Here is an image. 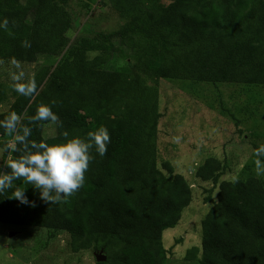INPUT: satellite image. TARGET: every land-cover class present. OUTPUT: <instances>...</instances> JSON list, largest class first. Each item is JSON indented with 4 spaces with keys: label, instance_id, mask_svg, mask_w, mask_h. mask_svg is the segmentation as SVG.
Here are the masks:
<instances>
[{
    "label": "trees",
    "instance_id": "16d2710c",
    "mask_svg": "<svg viewBox=\"0 0 264 264\" xmlns=\"http://www.w3.org/2000/svg\"><path fill=\"white\" fill-rule=\"evenodd\" d=\"M110 0L126 20L116 31L98 32L78 41L56 65L41 66L32 79V97L15 94L10 108L19 116L17 130L31 129L29 140L49 144L86 138L107 127L111 142L100 157L90 151L83 187L54 204L22 180L0 195V223L65 231L73 252L103 251L97 264H165L164 232L176 227L193 200V190L171 162L158 166L160 80L264 85V0ZM70 0H0V59L36 63L59 57L69 43ZM28 41L30 47L22 46ZM134 58L119 67L120 56ZM49 105L59 117L30 122L37 107ZM15 135V134H14ZM0 128V139L6 138ZM6 146V145H5ZM19 147V145H17ZM6 161L19 153L4 151ZM225 162L208 158L197 177L218 186L217 200L202 221L201 249L186 259L201 264H264V181L251 176L221 180ZM10 169L2 167V175ZM16 188L35 207L8 197Z\"/></svg>",
    "mask_w": 264,
    "mask_h": 264
},
{
    "label": "rangeland",
    "instance_id": "374dc122",
    "mask_svg": "<svg viewBox=\"0 0 264 264\" xmlns=\"http://www.w3.org/2000/svg\"><path fill=\"white\" fill-rule=\"evenodd\" d=\"M67 7L72 19L68 45L59 57L41 58L36 63L20 61L27 78L32 79L45 64H58L70 55L78 41L98 32L116 31L126 22L110 0H70ZM133 63L134 58L124 55L117 65ZM12 71L10 60L0 59V113L7 111L15 100ZM159 89L164 115L159 126L158 166L163 170L164 162H171L175 172L183 174L193 190L192 203L184 210L179 224L164 232L163 243L169 251L165 264H201L200 252L195 260L186 256L192 248L201 249L202 221L213 206L206 199L211 195L216 201L219 188L212 181L197 177V169L208 158L215 157L228 166L220 181L257 177L253 152L264 143V85L164 78ZM56 131V123L51 122L44 135L51 137ZM12 139L13 136L0 139V176L6 161L4 148ZM258 178L264 181V176ZM96 252L99 251L73 252L70 235L65 231L0 223V264H97Z\"/></svg>",
    "mask_w": 264,
    "mask_h": 264
},
{
    "label": "clouds",
    "instance_id": "9594fccd",
    "mask_svg": "<svg viewBox=\"0 0 264 264\" xmlns=\"http://www.w3.org/2000/svg\"><path fill=\"white\" fill-rule=\"evenodd\" d=\"M8 25L7 18L0 21V29L8 31ZM22 46L28 48L31 45L28 41H23ZM10 64L14 69L10 73L13 91L24 97H32L37 91L35 80L27 78L20 61L12 58ZM36 121L57 123L59 117L49 105L41 104L30 122ZM18 122L19 116L16 112H11L4 120H0V128L5 130L6 135L13 136L4 151L19 153L15 158L10 156L5 161V167L10 169V173L0 176V195L12 186L13 181L22 180L38 190L39 199L46 204H54L62 198L70 197L84 185L85 173L91 159L90 151L94 148L100 157H104L111 142L109 131L103 125L89 131L86 138L79 136L69 138V133L65 131L62 143L49 144L43 140L37 142L29 140L31 136L29 127H23L22 134L18 133ZM253 155L256 157L254 160L256 176H264V143L259 144ZM25 189L16 188L8 198L35 207V203L29 201L25 195Z\"/></svg>",
    "mask_w": 264,
    "mask_h": 264
},
{
    "label": "water",
    "instance_id": "95a60500",
    "mask_svg": "<svg viewBox=\"0 0 264 264\" xmlns=\"http://www.w3.org/2000/svg\"><path fill=\"white\" fill-rule=\"evenodd\" d=\"M96 258L98 262H103L107 260V256L103 253V251L96 252Z\"/></svg>",
    "mask_w": 264,
    "mask_h": 264
}]
</instances>
